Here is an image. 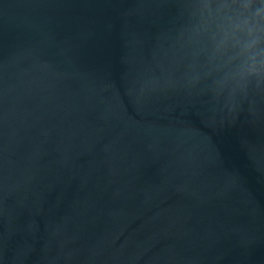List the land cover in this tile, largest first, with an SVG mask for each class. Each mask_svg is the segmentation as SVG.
Returning a JSON list of instances; mask_svg holds the SVG:
<instances>
[{
  "label": "water",
  "instance_id": "water-1",
  "mask_svg": "<svg viewBox=\"0 0 264 264\" xmlns=\"http://www.w3.org/2000/svg\"><path fill=\"white\" fill-rule=\"evenodd\" d=\"M0 264H264V0H0Z\"/></svg>",
  "mask_w": 264,
  "mask_h": 264
},
{
  "label": "clouds",
  "instance_id": "clouds-1",
  "mask_svg": "<svg viewBox=\"0 0 264 264\" xmlns=\"http://www.w3.org/2000/svg\"><path fill=\"white\" fill-rule=\"evenodd\" d=\"M251 74H258V73L255 71V69H252Z\"/></svg>",
  "mask_w": 264,
  "mask_h": 264
}]
</instances>
